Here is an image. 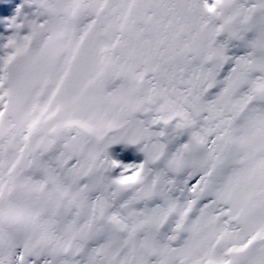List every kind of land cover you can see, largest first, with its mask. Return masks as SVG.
Listing matches in <instances>:
<instances>
[{"label":"snow or ice","instance_id":"6c2138e0","mask_svg":"<svg viewBox=\"0 0 264 264\" xmlns=\"http://www.w3.org/2000/svg\"><path fill=\"white\" fill-rule=\"evenodd\" d=\"M0 264H264V0H0Z\"/></svg>","mask_w":264,"mask_h":264}]
</instances>
